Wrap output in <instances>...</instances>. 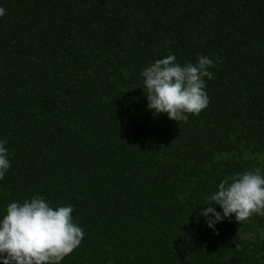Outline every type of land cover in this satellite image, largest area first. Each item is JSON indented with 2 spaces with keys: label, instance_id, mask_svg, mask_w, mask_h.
<instances>
[{
  "label": "trees",
  "instance_id": "16d2710c",
  "mask_svg": "<svg viewBox=\"0 0 264 264\" xmlns=\"http://www.w3.org/2000/svg\"><path fill=\"white\" fill-rule=\"evenodd\" d=\"M0 7V213L33 195L71 204L84 237L62 264H264V241L237 239L264 217L213 231L200 216L224 176L264 173V0ZM169 52L214 62L209 103L186 122L149 110L140 87Z\"/></svg>",
  "mask_w": 264,
  "mask_h": 264
},
{
  "label": "clouds",
  "instance_id": "9594fccd",
  "mask_svg": "<svg viewBox=\"0 0 264 264\" xmlns=\"http://www.w3.org/2000/svg\"><path fill=\"white\" fill-rule=\"evenodd\" d=\"M4 15L5 9L0 7V17ZM213 67V59L207 55H198L196 63L181 65L171 52L150 62L140 72L147 108L177 123L186 122L189 114H199L209 103L205 78L214 79ZM9 156L5 141L0 139V180L10 169ZM208 200L201 206L200 216L213 231L229 217L239 224L254 215L264 217V173L257 167L226 175ZM72 212L71 204L52 206L40 195L8 203L0 213V264H62L84 237ZM237 239L264 241V228L237 233Z\"/></svg>",
  "mask_w": 264,
  "mask_h": 264
}]
</instances>
